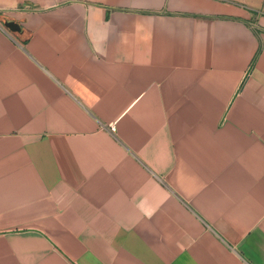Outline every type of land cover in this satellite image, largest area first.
<instances>
[{
	"label": "crops",
	"instance_id": "crops-1",
	"mask_svg": "<svg viewBox=\"0 0 264 264\" xmlns=\"http://www.w3.org/2000/svg\"><path fill=\"white\" fill-rule=\"evenodd\" d=\"M0 264H264V0H0Z\"/></svg>",
	"mask_w": 264,
	"mask_h": 264
},
{
	"label": "water",
	"instance_id": "water-1",
	"mask_svg": "<svg viewBox=\"0 0 264 264\" xmlns=\"http://www.w3.org/2000/svg\"><path fill=\"white\" fill-rule=\"evenodd\" d=\"M4 27L9 29L13 33H19L21 30L19 24L14 21H5Z\"/></svg>",
	"mask_w": 264,
	"mask_h": 264
},
{
	"label": "built area",
	"instance_id": "built-area-1",
	"mask_svg": "<svg viewBox=\"0 0 264 264\" xmlns=\"http://www.w3.org/2000/svg\"><path fill=\"white\" fill-rule=\"evenodd\" d=\"M112 128V127H111ZM113 129V128H112Z\"/></svg>",
	"mask_w": 264,
	"mask_h": 264
}]
</instances>
